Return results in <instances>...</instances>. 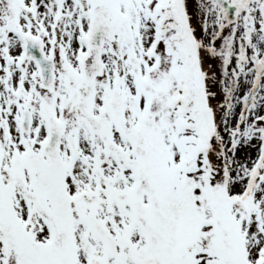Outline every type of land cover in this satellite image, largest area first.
I'll list each match as a JSON object with an SVG mask.
<instances>
[{"label": "snow or ice", "instance_id": "snow-or-ice-1", "mask_svg": "<svg viewBox=\"0 0 264 264\" xmlns=\"http://www.w3.org/2000/svg\"><path fill=\"white\" fill-rule=\"evenodd\" d=\"M0 264H264V0H0Z\"/></svg>", "mask_w": 264, "mask_h": 264}]
</instances>
